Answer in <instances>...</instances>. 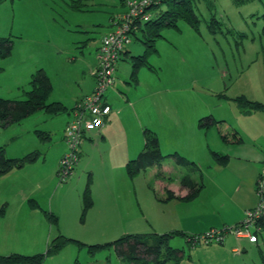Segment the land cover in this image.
<instances>
[{
	"label": "rangeland",
	"instance_id": "374dc122",
	"mask_svg": "<svg viewBox=\"0 0 264 264\" xmlns=\"http://www.w3.org/2000/svg\"><path fill=\"white\" fill-rule=\"evenodd\" d=\"M65 1L0 0V40L12 41L11 53L0 57L1 98L24 99L32 74L39 69H43L53 86L49 101H62L68 107H74L94 88L95 81L90 71L97 66L96 48L110 31L111 18H116L123 11L124 4L121 0H87L86 10L77 11L68 7ZM159 7L164 10L165 4ZM159 7L151 10L154 17L159 13L155 12ZM193 8L199 18L197 30L182 20L177 22L176 28H162L161 36L154 42V50L133 36L128 49L130 53L145 56L147 65H141L136 81L128 84L131 71L129 58L118 60L115 71L118 79L108 87L105 95L111 94L112 90L123 100L134 96L152 97L158 90L157 86H166L171 90L170 96H177L180 92L201 103L199 108L189 99V110L198 111L204 114L203 117L212 114L218 120L208 129L210 143L213 142V132L216 134L219 128L228 126L237 128L246 142L264 149V110L243 112L234 100L243 96L249 101L264 103V0H194ZM137 36L141 35L137 33ZM121 66H124L127 75ZM123 76H127L126 79ZM138 80L139 84L135 86ZM155 100L156 97L143 100L145 102H141L135 118L141 123L138 124L142 128L141 147L144 145L143 131L148 128L156 134L153 128L160 125L156 118H152L151 125H148L146 121L150 117L142 110L148 109L143 105L149 102L153 109H157L159 104ZM65 117L66 114L50 116L40 110L8 127H0V148L4 149L8 158L21 157L29 152L25 150H36L37 162H28L23 168L22 181L26 187L15 193L13 201L19 205L22 194L30 191L28 203L41 207V214L38 215L42 218V222L38 219L37 223L21 225L19 219L15 221L14 215L22 217L23 214L18 215L15 208L6 209L5 218H0V256L34 257L45 254L58 239L69 238L70 241L47 255L41 264H125L126 261L113 248H106L92 256L81 245L103 244L119 238L109 237L111 234L104 230V224L91 223L82 194L89 176L100 184L108 182L121 187L124 200L132 201L129 215L125 213L126 219L130 220L131 213L137 212L139 205L138 200L133 196L131 199L127 191L136 190L140 198L145 193L157 204L162 203L156 198L162 194L155 177L151 176L156 167L145 168L133 180L124 176V171L121 177L115 168L108 167L106 163V156L109 157L106 148L114 146V143L106 147V143L99 145L98 141H84L78 147L79 159L73 175L61 181L57 170L61 157L67 151V144L62 138ZM157 130L159 134L162 132V129ZM45 131L51 135L47 136ZM184 132L191 137L187 129ZM185 165L170 161L168 173L160 177H172L174 181L180 174H191V166ZM260 165L259 174L264 163ZM201 168L197 176L201 174L204 179L211 178L213 168L206 163L201 164ZM145 185L156 186V190ZM11 195L0 188V207L4 196ZM156 209L162 211L164 206L159 205ZM139 211L142 213L141 208ZM49 213L55 215L56 222L50 220ZM123 226L124 230L128 228V224ZM129 226L135 228V225ZM150 227L145 217L136 228L148 233L152 231ZM206 232L196 236L201 238ZM32 235H36V239ZM257 236L258 240L243 252L240 249L237 255H232L235 257L224 258L225 264H230L231 259L236 264H264L263 231H259ZM215 243L218 242L206 243L200 239L195 246H191L189 237L177 235L169 240L168 245L182 251L178 264H215L212 252ZM167 264H174V259L168 260Z\"/></svg>",
	"mask_w": 264,
	"mask_h": 264
},
{
	"label": "crops",
	"instance_id": "0c3cea01",
	"mask_svg": "<svg viewBox=\"0 0 264 264\" xmlns=\"http://www.w3.org/2000/svg\"><path fill=\"white\" fill-rule=\"evenodd\" d=\"M125 10L124 8L118 15L125 12ZM112 27L111 25V29ZM129 54L139 55V53ZM121 68L125 75H127L124 66H121ZM95 69L96 65L90 71L93 79ZM130 74L127 78L129 79L128 84L133 81L130 78ZM126 77L123 76L125 79ZM116 78L118 79V76H116L115 72V80ZM138 84L139 80L135 86H138ZM51 87L53 90L52 83ZM162 87L157 86L158 90L152 96L156 97L155 102L159 104L158 108L153 109L151 102L148 101V105H143V107L148 109H142L144 110L143 113L145 114L147 112L150 117L146 121L148 125H151L150 120L152 118H156L160 124L157 126L158 129H162L160 134L157 128H153L159 140L160 152L163 155L174 154L177 158L166 156L161 164V168H153L151 173V176L155 177V183H157L162 194L159 197L156 196V198L162 203L159 202L160 204H157L156 200L149 199L145 193L143 194V198H140L136 190L132 192L127 191L131 194V199L133 196L134 199L138 200L137 203L139 205L137 212L133 211L130 220H128L125 217V213L129 215L128 208H132V201L127 202L124 200L121 187L110 183L108 184V182L100 184L95 179L92 180V176H89L90 180L88 181V185L90 187L92 205L88 209L87 214L91 217V223L104 224V230L109 231L111 234L109 237H113L114 239L124 234H144L147 235V239H153L158 235L175 232L181 234H174L173 236L182 235L190 238L211 229L237 225L243 220L246 210L257 205L255 184L259 172L262 169L260 164L264 163V149L260 146L256 147L253 143L246 142L243 140L237 128L231 129L228 126L225 129L219 128L216 134L213 132V142L210 143L208 140V129L213 125L207 128L198 125V120L203 118L204 114H199L198 111H194L193 109L189 110L187 102L190 98L186 97L185 94L179 92L177 96H170L169 93L171 90L166 86ZM92 90L93 88H91L87 95ZM152 97L150 95L141 97L134 96L126 97V100H123L111 90V94L105 95L106 102L110 105L111 111L106 117L104 125L97 131L85 134L81 139L79 147L84 141H98L99 145L106 143V147L108 146L107 144L114 143V146L106 148L107 153H109V157L106 156V163H108V167L115 168L121 174V177L122 171H124V176H127L124 169L126 162L135 158L142 149L140 140L142 128L138 126L141 123L136 121L135 118L139 114L138 110L141 108V102ZM190 101L192 100L190 99ZM49 102H59L67 109L65 112L57 114L67 115L64 119L65 125L73 118V107H68L62 101L55 100ZM192 102L197 103V101ZM197 105L199 108L201 107V103H197ZM50 116L56 115L50 114ZM207 116L213 117L212 114ZM221 119L224 120V118ZM149 128L152 127L149 126ZM186 129L191 137L184 132ZM45 133L49 136L51 135L49 131H45ZM223 134L226 135L225 138H222ZM61 146L63 148L64 145L62 144ZM25 151H29L27 152L29 154L36 150ZM212 151L225 155V162L221 164L219 161H216L211 155ZM27 154L21 157L10 156V158H22ZM36 159L38 160V158ZM37 160L27 163L33 164ZM170 161H174L179 165L183 164L184 166H186L185 164L189 165L190 162L194 163L189 165L192 168L191 174L193 176L190 177L191 174H180L174 181L171 180L172 177L157 176V171H160L161 174L168 173ZM203 163L213 168L211 178L204 179L201 174L197 176L199 169H202L201 164ZM25 166L26 163L21 166H14L0 176V188H3L5 193L12 194L11 197L4 196L1 200L3 204L0 207V218H5L6 209L10 210L15 208L16 212L18 211V215L23 214L22 217L14 215L15 221L19 219L21 225L37 223L38 219L42 222V218L38 215L41 207H32L28 203L30 198L28 199L27 197H29L30 191L22 194L19 205H16L15 201H13L16 198L15 193L19 189H25L26 187V183L22 181L23 168ZM186 178H189L194 183H201L202 188L194 198L181 200L180 198L186 196L189 192L188 187L181 184V180H186ZM130 184L132 185V183ZM145 186L149 189L156 190V186L153 188L150 185ZM166 190L171 191L175 198L165 200L167 196ZM159 205H163L164 210H157L156 208ZM140 208L142 209V213L139 211ZM169 208L175 209L169 210ZM145 217L148 218L151 226L150 229H152L148 233L140 230V228H136ZM124 224H128L126 230L123 228ZM108 225L111 226L108 227ZM129 225H135V228ZM260 231H263L264 234V226L261 225ZM64 233L67 234L66 232ZM35 236L32 235V238L36 239ZM253 243L245 237H236L232 234L225 235L221 243H215V246L212 247V252L215 254V264H225L224 258L229 260V256L237 255L240 249L243 252ZM190 245L192 246L191 243ZM230 264H236V261L231 259Z\"/></svg>",
	"mask_w": 264,
	"mask_h": 264
},
{
	"label": "trees",
	"instance_id": "16d2710c",
	"mask_svg": "<svg viewBox=\"0 0 264 264\" xmlns=\"http://www.w3.org/2000/svg\"><path fill=\"white\" fill-rule=\"evenodd\" d=\"M86 1L87 0H67L65 1V3L73 10L85 11L87 6ZM121 1L122 4L125 5L126 0ZM193 2L194 0H157L153 2L152 5L147 9V12L151 14V18L142 24L138 23V20L136 21L137 26L134 32V36L141 40L147 48L154 50V42L158 37L161 36L160 30L162 28H176L177 22L182 20L189 24L193 29L197 30L199 18L194 11ZM162 4H165L164 10H160L159 6H161ZM156 7L159 8L156 9L155 12L159 11V13H157V15H155L154 17L151 10ZM111 21H113V17L111 18ZM137 33H139V35L141 36H137ZM11 48V39H1L0 57L8 56L11 53ZM129 53V50L126 51L120 59L129 58L128 60L131 63L130 78L133 81H136V73L139 67H141V65H147V63L145 60V56L141 54L130 55ZM29 86L30 88L25 91L26 97L24 99H6L0 97V127H6L11 123L19 122L25 117L40 110H44L46 113L51 115H57L60 112H65L67 110L59 102H49V96L51 94L52 87L49 77L43 71V69H39L32 74ZM234 100L236 101V104H238L237 107L243 112H251L252 110H264V103L252 102L247 100L243 96H238ZM217 122L218 121L213 119L211 116H206L198 120V125L200 127L207 128L208 126L214 125ZM39 134L41 135L42 132H39ZM47 136L49 135L47 134ZM225 137L226 135L223 134L222 138ZM143 138L144 145L141 151L135 158L128 160L125 164L124 169L130 179H133L135 175L140 174V172L147 167L155 166L160 169L161 164L166 156L175 157L174 154L163 155L160 152L158 137L151 130L145 129L143 131ZM211 155L216 161H219L221 164L225 162V155L214 151L211 152ZM35 156L36 155L33 152L27 154L22 158H8L4 155V149L0 148V175H3L14 166H21L24 163L34 161L36 159ZM156 174L157 176H162L160 171H157ZM181 184L187 186L189 189L188 194L184 197H181V200H190L194 198L198 195L202 188L201 183H194L189 178H186V180H181ZM89 188L90 187L87 184L82 196L84 207L88 209L92 205V198ZM166 195L167 196L165 200H171L172 198H175L174 194L169 190H166ZM30 204L32 207H38L36 204ZM49 218L53 222H56L57 220L55 215L52 213H49ZM258 224L260 226H264V218H262L258 222ZM174 234L181 233H165L162 235H158L153 239H147V235L144 234H124L111 242L96 245H87L81 243V245L85 246L88 253L92 256L106 248H113L116 254L122 257V260L124 259L126 261L125 264H167V261L171 259H174V264H178V256H181L182 251L179 248L170 247L168 245L170 238ZM67 241H70V239H58V241H56L54 245L48 247L45 254H38L34 257H27L22 255H11L9 257L0 256V264H41L47 255L59 250L61 246ZM189 241L193 246L200 242V238L199 236L194 235L189 238ZM74 242H76V240ZM206 243L210 242L208 241ZM140 249H142L141 252ZM74 264L78 263L75 262Z\"/></svg>",
	"mask_w": 264,
	"mask_h": 264
},
{
	"label": "built area",
	"instance_id": "2783aa9c",
	"mask_svg": "<svg viewBox=\"0 0 264 264\" xmlns=\"http://www.w3.org/2000/svg\"><path fill=\"white\" fill-rule=\"evenodd\" d=\"M157 0H126V11L112 21V29L102 39L96 52L97 66L94 71L95 85L93 91L78 101L73 108V118L66 124L63 138L67 151L59 161L57 174L61 181L71 176L78 162V147L85 134L97 131L104 125L111 111L106 102L105 93L115 82V66L127 51L138 23L151 18L148 7ZM258 203L246 210L243 220L237 225L225 226L220 230L211 229L203 237L204 242H222L228 233L236 237H245L251 242L257 241V233L261 230L258 222L264 218V168L259 174L255 187ZM197 238V237H195Z\"/></svg>",
	"mask_w": 264,
	"mask_h": 264
}]
</instances>
